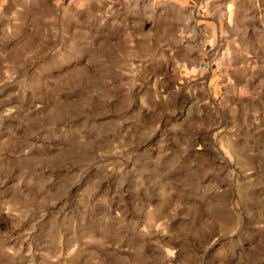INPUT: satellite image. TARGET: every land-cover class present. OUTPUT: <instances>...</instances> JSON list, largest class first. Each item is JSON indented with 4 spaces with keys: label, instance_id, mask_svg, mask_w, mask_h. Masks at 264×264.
<instances>
[{
    "label": "rangeland",
    "instance_id": "1",
    "mask_svg": "<svg viewBox=\"0 0 264 264\" xmlns=\"http://www.w3.org/2000/svg\"><path fill=\"white\" fill-rule=\"evenodd\" d=\"M0 264H264V0H0Z\"/></svg>",
    "mask_w": 264,
    "mask_h": 264
}]
</instances>
